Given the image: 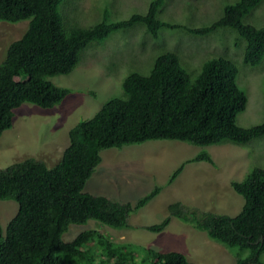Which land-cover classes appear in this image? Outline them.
Returning a JSON list of instances; mask_svg holds the SVG:
<instances>
[{"label":"trees","instance_id":"1","mask_svg":"<svg viewBox=\"0 0 264 264\" xmlns=\"http://www.w3.org/2000/svg\"><path fill=\"white\" fill-rule=\"evenodd\" d=\"M62 1L0 0V21L28 20L20 37L6 46L0 62V134L10 128L13 110L21 103L50 108L61 102L70 89L54 85L48 77L68 74L84 48L114 31L141 26L156 38L160 30H178L191 37L226 30L234 34L235 45L243 43L244 65H256L264 55V24L256 27L244 21L261 0L225 4L217 18L199 27L162 20L165 0H149L143 13L125 19L110 21L103 10L91 25H72L59 11L61 6L64 12L69 0ZM237 73L230 58L215 55L203 60L199 71L190 76L176 51H162L153 57L146 74L128 72L120 82V95L106 99L89 119L68 130V143L54 166L25 158L0 168V200L11 199L17 207L3 231L0 226V264H195L176 251L116 243L92 231L90 235L81 231L69 241L61 235L69 224L83 225L88 220L125 228L128 213L160 190L153 186L133 204L83 192L102 149L161 139L197 146L244 145L263 136L264 117L246 127L236 123L247 102L236 83ZM196 160L212 163L203 152L185 162ZM182 166L171 172L167 183ZM231 187L243 200L234 216L173 202L166 206L167 216L145 228L160 231L174 217L233 248L234 264H264V167L251 168Z\"/></svg>","mask_w":264,"mask_h":264},{"label":"rangeland","instance_id":"2","mask_svg":"<svg viewBox=\"0 0 264 264\" xmlns=\"http://www.w3.org/2000/svg\"><path fill=\"white\" fill-rule=\"evenodd\" d=\"M64 1V0H63ZM62 1V2H63ZM236 0H165L161 19L189 27L206 25L217 18L223 5ZM61 2V3H62ZM149 0H69L64 21L72 25L88 26L107 11L110 21L127 18L132 13H143ZM28 20L15 23L0 21V62L6 46L20 37ZM244 21L256 27L264 24V0ZM234 34L217 31L203 37H191L178 30H160L152 38L141 26L127 32H111L104 40L91 42L84 48L78 64L64 75L48 77L56 86L70 92L50 108H40L23 102L13 112L10 128L0 134V168L33 158L46 167L54 166L68 143L67 132L78 121L89 119L108 98L121 93L120 82L131 71L146 74L153 57L165 50H174L190 76L199 71L200 63L215 55H226L238 69L236 83L246 93L245 109L237 114L236 123L246 127L264 117V55L256 65L241 61L243 43L234 44ZM199 152L204 160L188 161ZM100 161L86 179L83 192L102 195L118 202L133 204L153 186L158 193L144 205L126 216V227L113 229L96 220L83 225L69 224L61 235L71 240L77 233L101 234L116 243H132L158 252L176 251L195 264H234V249L209 238L204 231L174 217L157 232L145 227L156 224L167 216L166 206L180 202L201 212L234 216L243 200L231 187L253 167H264V135L244 145L231 142L197 146L177 140H148L139 144L123 145L99 151ZM183 166L175 178L167 183L172 171ZM11 199L0 200V226L16 212ZM137 256H141L140 253ZM264 262V252L261 254Z\"/></svg>","mask_w":264,"mask_h":264}]
</instances>
